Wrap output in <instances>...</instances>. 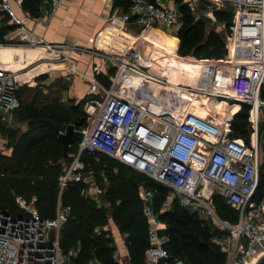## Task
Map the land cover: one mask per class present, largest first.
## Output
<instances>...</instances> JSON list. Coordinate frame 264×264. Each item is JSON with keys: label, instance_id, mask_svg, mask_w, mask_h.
<instances>
[{"label": "built area", "instance_id": "built-area-1", "mask_svg": "<svg viewBox=\"0 0 264 264\" xmlns=\"http://www.w3.org/2000/svg\"><path fill=\"white\" fill-rule=\"evenodd\" d=\"M20 5L21 0H13ZM41 19L52 16L63 0H42ZM194 19H206L222 34L225 55L221 60L207 65L212 78L207 90L185 84L195 94L227 99L250 106L248 122L252 129L248 145L241 139L228 137L229 127L225 120L214 123L199 116L191 109L175 119L168 111H154L140 106L114 93L115 83L123 76H132L149 81L156 87H165L169 82L163 74L148 71L151 60H144L134 46H122L119 54L91 51L99 58V64L91 65V72L98 73L106 66L113 68L108 76V87L94 77L83 76L70 63L74 48L65 43L45 42L26 28L15 14L10 0H0V17L6 15L13 27L3 35L0 46L13 43L27 48H39L40 54L28 66L12 70L0 62V116L13 113L20 106L16 90L28 84L30 71L49 75L52 65L65 64L64 79L71 74L86 78L91 98L83 103L86 124L78 131L81 140L76 152L68 153L69 163L60 181L83 182V194L100 205L99 196L104 192L91 180V172H84L79 160L82 152L100 153L150 178L167 189L161 211L176 201L202 218L209 220L218 235L212 238L225 255V264H245L264 249V199L254 201L258 169L263 150L258 137V123L264 121V0H183ZM231 13L227 24L216 19V13ZM134 22L141 30L158 27L165 31L176 30L180 14L173 0H131L126 12L110 15L105 26L119 27ZM16 56H13V60ZM208 62V61H204ZM42 66L44 69L38 70ZM31 68V70H28ZM37 69V70H36ZM202 71V69L200 68ZM180 86V85H178ZM92 108V109H91ZM154 116L155 120L151 118ZM224 125V126H223ZM85 173V175H84ZM218 194L237 213L235 222L221 220L215 213L212 196ZM143 201L142 213L148 223L149 246L144 251V264H189L179 258L169 259L163 246L164 235L158 231L163 225L154 221V213L148 205L150 193L138 188ZM17 206L26 215L0 213V264H100L96 259L72 263L63 255L58 245V232L65 221L67 209L57 206L55 216L41 220L30 203L17 198ZM54 230L49 241L48 231ZM106 232L112 237L108 224L95 227L94 233ZM125 249L123 235L114 243L111 259L114 264H129L121 259L119 250Z\"/></svg>", "mask_w": 264, "mask_h": 264}, {"label": "trees", "instance_id": "trees-1", "mask_svg": "<svg viewBox=\"0 0 264 264\" xmlns=\"http://www.w3.org/2000/svg\"><path fill=\"white\" fill-rule=\"evenodd\" d=\"M130 2L131 0H113V6L121 12H126ZM173 3L180 14V24L175 31L176 44L157 48L148 42L154 47L150 60L155 61L156 66L152 68L154 71L163 68V74L169 84L156 87L149 81L126 77L117 84L115 92L149 108L161 109L171 103L180 114L187 109H198L218 121H227L228 137L241 139L248 145L252 132L248 122V104L205 97L184 87L189 84L204 90L210 88L212 72L206 67L209 65L210 68L212 61L223 58L225 46L222 34L213 26H209L208 20L194 19L183 0H173ZM42 5V0L20 2L21 9L32 18L40 16ZM230 18L231 13L228 11L216 13V19L224 24H227ZM3 20H8L7 16ZM12 27L11 24L0 26V43L3 42L4 33ZM149 49L150 46L147 50L150 51ZM204 64L207 65L202 67ZM109 74H113V68L109 69ZM95 77L108 87L107 77L100 73ZM41 78L43 80L45 76H39L37 79ZM21 87L23 85L16 90L20 106L12 113L18 121L46 118L60 131H63L67 124L74 125L76 130L85 126L86 116L82 106L91 98L90 95L80 100L62 101L56 93L49 96L42 95L40 90H34L29 97L22 99ZM260 98L264 99V92L260 93ZM257 128L259 139H264V121H260ZM76 148L77 142L70 144L67 154L76 152ZM61 151V143L50 127L24 129L17 134L9 146V152H0V213L26 215L17 206V198L26 204L32 200L36 214L41 220L53 219L58 205L66 208L67 215L58 232V245L63 255L75 252L74 257H69L72 263L96 259L100 264H114L111 259L114 251L113 238L106 237V232L102 230L93 232L95 227H102L111 221L117 232L123 235L126 262L144 264V251L149 246V239L148 223L142 213L144 203L138 196V188L142 187L150 193L148 205L154 214H158V222L164 226L158 234L166 237L163 246L169 254V259L179 258L189 264H225L224 253L212 242L218 232L209 220L180 205L175 198L167 210L161 211L167 194L164 186L104 154L82 152L79 160L84 164V172L89 171L94 177L100 175V165L105 161L115 166L117 172L125 171L124 175L110 171L106 190L100 195V200L108 204L98 205L92 198L83 194L86 188L83 182L67 181L61 185L65 167L69 163V158L62 159ZM252 199H264V150ZM212 203L216 215L221 220L230 223L236 221V211L226 204L221 196L214 194ZM107 205L112 208L111 216L106 215Z\"/></svg>", "mask_w": 264, "mask_h": 264}, {"label": "crops", "instance_id": "crops-1", "mask_svg": "<svg viewBox=\"0 0 264 264\" xmlns=\"http://www.w3.org/2000/svg\"><path fill=\"white\" fill-rule=\"evenodd\" d=\"M10 1L15 14L24 22L26 28L34 34L40 36L45 42L65 43L74 48L73 52H71L70 63L83 76L95 77L98 73L105 77L110 76V68L106 66L101 67L98 73L93 74L91 72V65L100 63L99 58L93 56L91 51L114 54L115 52H119L123 45L134 46L144 56V60H150L154 47L148 44V42L157 48H159V45L162 48L171 47L176 44V30L165 31L158 27L141 30L140 26L132 21L119 27L105 26V21L110 15H118L121 12L119 8L113 6V0H63L52 16L48 18L44 17L43 19H41V13L37 18L30 17L21 9L20 5H17L13 0ZM42 8H44L43 5ZM5 16L0 17V26L2 24L10 25L8 17V20L4 22L3 18ZM165 42L169 44H165ZM149 46L151 47L150 51L147 50ZM29 49L32 50L33 48ZM173 51L175 53V47ZM52 67V72L49 75L39 73L36 76L35 73H32L34 70L30 71L32 74H29V77H32V75L35 77L30 79L29 82L35 83V81H39L45 87L54 90L60 100H80L84 96L89 95V82L86 78L71 74L70 78L65 80L64 75L67 74L65 70L66 65L55 64ZM152 67L147 68L149 72L154 74L164 73L162 71L163 68L154 71ZM39 68L44 69L42 66ZM28 70H31V68ZM39 76H45V78L38 80ZM165 79L167 80L166 77ZM57 83L58 85H56ZM176 83L180 85L178 82ZM101 85L104 86L102 83ZM61 94L63 98L60 97ZM8 152L9 149L3 153ZM91 176L93 175L91 174ZM106 204L108 203L100 200V205ZM107 224L111 229L112 237L118 236L119 239V233L114 224L111 221ZM118 239L115 241L118 242ZM119 252V255L121 253L123 255L121 259L126 260L125 249H121Z\"/></svg>", "mask_w": 264, "mask_h": 264}, {"label": "rangeland", "instance_id": "rangeland-1", "mask_svg": "<svg viewBox=\"0 0 264 264\" xmlns=\"http://www.w3.org/2000/svg\"><path fill=\"white\" fill-rule=\"evenodd\" d=\"M209 26H212V25L210 24ZM165 44H169V43L165 42ZM7 46L19 47V45L16 43H13L12 45L10 44ZM158 47L160 48L161 46L159 45ZM143 54H145V53H143ZM142 57L144 58V56H142ZM34 90H38V91L40 90L42 95H44V94H48L49 96L55 95L54 91L50 92V90H52V89L45 87L39 81H35V83H32L30 81V82H28V84L23 85V87H21L20 97L22 99L25 97H29L30 93H32V91H34ZM114 91H115V89H114ZM60 97L63 98V95L61 94ZM61 100L65 101L66 99H61ZM165 108H167V107H164V109ZM162 109L163 108H161V109L157 108L158 111H160ZM24 129H25V122L18 121L13 116L12 113L4 114V115L0 116V152H6L9 149V146H10L11 142L13 141V139L17 136V134H19ZM260 146H261L262 150H264V144H260ZM262 156H263V154H262ZM110 171L112 173H116L117 169L115 166H113L110 163L105 161V162H102L100 165V175L97 177L91 176L92 182H95L98 186L102 187L101 189L103 191L106 190L107 178L110 175ZM117 173L124 175L125 171L123 170V171H120ZM84 175H85V173H84ZM103 194H104V192L101 195H103ZM99 199H100V196H99ZM116 239H118V236H115V238H113V241L115 243H116V241H115ZM118 241H119V239H118ZM120 257H123L122 253L120 254ZM123 261L125 262L124 259H123Z\"/></svg>", "mask_w": 264, "mask_h": 264}, {"label": "bare ground", "instance_id": "bare-ground-1", "mask_svg": "<svg viewBox=\"0 0 264 264\" xmlns=\"http://www.w3.org/2000/svg\"><path fill=\"white\" fill-rule=\"evenodd\" d=\"M39 48H33L32 50L27 47H12V46H0V60L4 67L10 68L12 70H18L22 69L32 62H34L35 58H37L40 54ZM123 50L122 46L119 52H115L116 54L121 53ZM114 53V54H115ZM13 56H16V59L13 60ZM153 67L156 66V62L152 61ZM37 70V69H36ZM38 70H41V68H38ZM35 72V71H33ZM32 72V73H33ZM125 77L134 78L132 76H123L121 79H118L115 83V88L119 82H121ZM114 88V89H115ZM115 93V91H114ZM122 97V96H121ZM124 98V97H123ZM142 106V105H140ZM145 106V105H144ZM167 108H163V111H168L173 115L175 119H177L181 114L172 107L171 103L169 106H166ZM149 108V107H148ZM154 111H158L157 108H151ZM194 113H196L199 116H206L209 120H211L214 123H219V121L216 118H213L212 116L204 115L200 110L198 109H191ZM153 120H155L154 116H151ZM222 124V122H221ZM224 126V125H223ZM240 140V139H238ZM241 141V140H240ZM252 260V259H251ZM251 260L247 261L245 264H249Z\"/></svg>", "mask_w": 264, "mask_h": 264}, {"label": "water", "instance_id": "water-1", "mask_svg": "<svg viewBox=\"0 0 264 264\" xmlns=\"http://www.w3.org/2000/svg\"><path fill=\"white\" fill-rule=\"evenodd\" d=\"M47 126L53 129L55 136L61 143L62 147V159H66L67 157V148L70 144L74 142H78L81 140V133L74 128V125L67 124L63 131H60L55 124H53L50 120L46 118H39L34 120H27L25 122V129H36L39 127ZM105 211L107 216H111L112 208L110 206H105ZM6 213H2L4 216ZM154 221H158V214H155L153 217ZM54 230L49 229L48 238L49 241L53 240ZM249 264H264V249L259 251L251 260Z\"/></svg>", "mask_w": 264, "mask_h": 264}]
</instances>
